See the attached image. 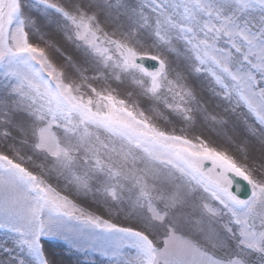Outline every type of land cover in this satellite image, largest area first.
<instances>
[{
	"label": "snow or ice",
	"instance_id": "1",
	"mask_svg": "<svg viewBox=\"0 0 264 264\" xmlns=\"http://www.w3.org/2000/svg\"><path fill=\"white\" fill-rule=\"evenodd\" d=\"M0 264H264V0H0Z\"/></svg>",
	"mask_w": 264,
	"mask_h": 264
},
{
	"label": "rangeland",
	"instance_id": "2",
	"mask_svg": "<svg viewBox=\"0 0 264 264\" xmlns=\"http://www.w3.org/2000/svg\"><path fill=\"white\" fill-rule=\"evenodd\" d=\"M50 243L54 244V245H57V246L66 247V245H64V242L61 241V240H53V241H50Z\"/></svg>",
	"mask_w": 264,
	"mask_h": 264
}]
</instances>
